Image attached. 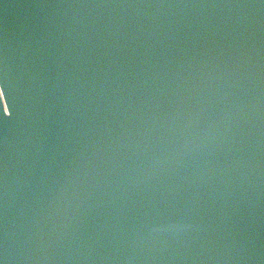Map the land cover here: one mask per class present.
Segmentation results:
<instances>
[{
    "label": "water",
    "instance_id": "95a60500",
    "mask_svg": "<svg viewBox=\"0 0 264 264\" xmlns=\"http://www.w3.org/2000/svg\"><path fill=\"white\" fill-rule=\"evenodd\" d=\"M0 264H264V0H0Z\"/></svg>",
    "mask_w": 264,
    "mask_h": 264
}]
</instances>
